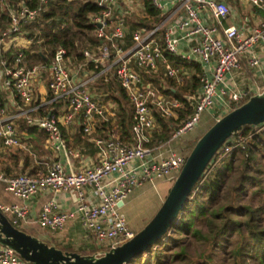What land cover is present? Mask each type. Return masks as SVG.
Returning a JSON list of instances; mask_svg holds the SVG:
<instances>
[{"label":"built area","instance_id":"built-area-1","mask_svg":"<svg viewBox=\"0 0 264 264\" xmlns=\"http://www.w3.org/2000/svg\"><path fill=\"white\" fill-rule=\"evenodd\" d=\"M123 1L126 0H96L100 10L91 15L90 21L98 41L95 47H85L84 60L79 66L92 63L94 67L100 66L98 71H93L87 78L74 79L73 70L81 67L70 68L66 49L62 46L56 48L47 65L50 72L48 89L51 93L47 101L65 100L68 107L62 116L63 121L70 123L80 114L82 130L91 135L95 119L107 121L114 112L92 95L89 83L113 71L132 106L130 139H122L116 134L92 136L100 159L96 164L80 169L67 170L59 160H52L43 174H6L0 169V182L5 189L22 199L21 202H0V210L10 215L12 224L19 227L26 220L28 200L36 192L49 189L56 193L72 189L77 196L74 209H59L58 200L52 196L42 205L36 220L41 226L60 229L68 218L79 215L83 228L94 237L99 250L120 244L136 232L129 226L119 202H123L133 188L145 181L176 175L187 156L175 150L162 154L152 144L154 109L166 116H173L182 103L176 96L164 95L150 82H145L138 68L152 73L160 62L166 75L178 76V66L171 62L169 54H178L207 65L210 75L205 72L200 74V91L193 97V109L173 132L171 138H175L193 128L201 112L212 106L216 97L225 92L226 73L240 68L245 55L250 66L259 65L254 46L261 44L264 47V19L246 34L234 23L225 26L223 20L230 13L225 0H177L180 10L171 24L165 25L160 21L150 27L139 25L131 31V44L123 47L126 40L125 16L116 12ZM239 1L264 10V0ZM48 2L38 0L37 6L30 8L24 2H18L13 7L0 0V10L8 14V21L0 23V87L9 90L8 99L19 109L10 112L9 105L0 99V140L9 151L24 146L16 129L18 117L29 125L42 128L50 147L59 149L65 145L58 116L54 113H35L45 103L34 102V81L45 64H27L22 50H16L12 59L6 54L19 44L20 36L26 37L22 27L36 21ZM152 2L159 10L165 6L162 0ZM205 18L208 20L205 21ZM177 29L179 34L176 33ZM181 38L187 41L188 46L183 53L178 48ZM250 95L248 90H231L230 108ZM245 138L239 133L232 140L233 143H227L217 150L218 158ZM0 262L32 264L13 248L1 243Z\"/></svg>","mask_w":264,"mask_h":264},{"label":"trees","instance_id":"trees-1","mask_svg":"<svg viewBox=\"0 0 264 264\" xmlns=\"http://www.w3.org/2000/svg\"><path fill=\"white\" fill-rule=\"evenodd\" d=\"M4 2L13 7L18 2H24L30 8L38 4V0ZM143 6L148 18L140 17L127 29V46L132 42L131 31L136 24L150 27L162 18L152 0H143ZM99 10L96 0H49L37 20L22 27L24 34L33 43L32 50L21 47L27 63L49 64L58 46L64 47L67 55L82 60L85 47L98 41L90 19ZM7 21V12L0 10V23ZM19 49L13 47L6 54L12 59ZM169 57L173 61L195 67L196 74H193L190 87V93L195 94L199 82L197 72H200L198 63L174 54H169ZM95 68V71L99 70V67ZM102 77H99L101 82ZM168 81L172 83L170 78ZM108 86L106 90H110ZM115 86L119 97L127 105L121 106L120 137H129L131 106L127 103L124 89L118 83ZM158 88L170 91L159 84ZM110 95L120 101L111 91ZM48 97H51V93ZM56 105V100L49 102L51 107ZM190 110L189 105H186L185 109L179 110L178 118L174 119L154 109L160 129L154 133L152 143L166 140ZM176 122L179 123L176 125ZM239 133L246 138L220 159L218 151L214 154L178 219L163 238L126 264H264V122L244 125L240 131L229 136L219 150L225 144L233 143L232 140Z\"/></svg>","mask_w":264,"mask_h":264},{"label":"crops","instance_id":"crops-1","mask_svg":"<svg viewBox=\"0 0 264 264\" xmlns=\"http://www.w3.org/2000/svg\"><path fill=\"white\" fill-rule=\"evenodd\" d=\"M165 4L164 8L160 10V14L162 16L161 20L163 24L169 25L173 22V18L177 15L179 8V2L177 0H162ZM230 8L229 15L223 20V25H228L231 23L236 24L241 32L246 34L249 32L257 23L264 19V10L259 6H254L249 3L240 2L239 0H225ZM142 4V5H141ZM136 6H138L136 8ZM117 13L124 14L125 22H126V32L127 29L130 28L132 24H134L140 17H147L148 14L144 10L143 0H130L123 1L119 4L116 9ZM139 16H136L138 15ZM208 19L205 18V21ZM159 21V22H160ZM158 22V23H159ZM140 24H136V27ZM134 27V28H136ZM221 31V30H220ZM176 33L179 34V30H176ZM19 44L16 46L22 50L21 47L31 49L32 48V40L25 37H19ZM126 44V43H125ZM92 47H95V42L92 44H88ZM127 46V45H123ZM179 52L183 53L187 51V41L183 38L180 39L178 44ZM32 50V49H31ZM41 51V50H40ZM254 51H256L260 63L257 66H250L248 62V56L245 55L241 61V67L231 70L226 73V82L224 84V93H220L212 106L203 110L200 114V119L198 123L187 132L183 133L180 136L175 138H171L173 132L166 140H160L158 142H154L152 144L156 145L159 150L162 151V154L168 153V150H175L178 152H183L184 147L182 149L177 148L176 142L180 141V137L185 139H190L192 141L198 135H201L202 132L206 130L210 126L211 123L214 122L219 116H221L226 111L230 110L231 100L229 98L230 92L233 89L239 90H248L251 94L261 90L264 88V47L261 44H257L254 46ZM24 53V52H23ZM180 58V55L174 54ZM26 54H24L25 60ZM69 56V55H68ZM169 56V55H168ZM84 57V55H83ZM185 60L189 62H196L200 67V72L197 74L200 76L201 73L205 72L210 75L207 65L202 63L201 61H196L194 59ZM82 60L77 59L76 57L69 56L68 66L71 67H81L79 69L73 70V77L76 80H80L83 78H87L91 75V73L95 72V67L93 64L88 63L86 66H79ZM171 60V58H170ZM25 62H27L25 60ZM171 62L178 66L179 73L178 76H168L165 74L164 66L159 62L157 69L152 73H147L141 68H138L142 78L145 82H150L158 92L164 95H173L180 99L181 105L178 106L172 117L177 119L180 112L179 110L185 109L186 105H189L190 112L193 109V97L196 95L198 91H200V83L198 82L196 93H190V87L193 82V74H196L195 67L193 65H184L180 62H176L171 60ZM38 63V62H37ZM35 64V63H32ZM48 64H45V67L40 68V72L35 78L34 88H35V103L45 102L43 103L39 109L35 111V113L39 115H46L50 113H54L58 116L59 119V127L61 131L62 138L64 139L65 145L60 147L59 149H54L50 147L46 142V132L35 125H29L22 117H18L16 119V129L21 140L24 142V146H19L17 148H13L12 150H6L0 140V169L6 174H16L20 172H25L29 174H43L47 171L48 164L52 160H59L65 169L74 170L80 169L86 166H91L96 164L100 159V154L98 151L95 142L91 139L92 136H105L108 134H116L120 137L119 132V120L121 118L122 105L124 106V101L119 97V92L115 86L116 83L119 84L116 76L113 71H108L103 77L102 82L99 80L98 76L93 81L89 83V90L92 95H94L97 99L101 100L107 107V109L112 110L114 112L113 115L107 121H100L95 119L93 131L90 133L91 135H87L81 127V119L82 116L78 114L70 123H65L62 119L63 114L67 110V102L65 100H56V106H49V102L47 101L50 97V91L48 89V80L50 78V72L47 67ZM100 68V66H99ZM163 77H168L172 80V83L168 85H161L163 89H170V91H161L158 88V83H156L155 79ZM97 85V86H96ZM106 85H109L110 90H106ZM99 89H97V88ZM110 91L120 98H113L110 95ZM180 94L181 96L177 95ZM9 90L0 87V99L1 101L7 103L9 105L10 112H16L19 110L16 105L12 104L8 99ZM181 97L186 98L187 101L182 100ZM105 100V101H103ZM128 105L131 106V103L128 99ZM131 114V122L132 123V106L130 107ZM190 113H187L186 117ZM155 116V114H154ZM21 118V120L19 119ZM184 120V118H183ZM181 120V122L183 121ZM18 122V123H17ZM180 124V123H179ZM199 125V126H198ZM18 126V127H17ZM206 126V127H205ZM29 127L33 129L28 130ZM131 124H129L130 136H123L122 139H130L131 137ZM160 129V123L157 121L155 116V126L152 130V139L154 133ZM80 130L83 132L81 133ZM195 131V132H194ZM196 133V134H194ZM189 134H193V137H188ZM121 138V137H120ZM181 148V147H180ZM175 174H170L164 177L155 178L152 181H145L141 185L136 186L129 193L128 197L120 204V209L123 212L129 226L133 228L135 231L140 229L144 224H142L139 228L136 227L137 220L142 217V205L146 203L145 199L149 200L150 195L155 193L154 191L159 188V193L162 189L167 188V191L172 184ZM159 195V200L162 201V196ZM166 195V194H165ZM54 196L59 203V209L68 210L74 209L77 203L76 193L69 189L63 192H56L49 189H42L36 192L34 195L30 197L28 200L29 209L26 215V220L21 223L19 226L23 230L34 234L49 243H53L62 248H68V250H74L76 248L77 251L82 253H90L96 250H99L96 244L94 237L88 233L82 226L81 219L79 215H75L71 218H68L64 224V226L60 229H52L49 227L41 226L36 218L39 214V211L42 205L50 198ZM22 199L10 191L6 190L4 184L0 182V202L12 203V202H21ZM161 203V202H160ZM139 206V210L138 209ZM159 207V206H158ZM157 207V208H158ZM156 208V209H157ZM143 209V210H142ZM155 209V211H156ZM154 211V212H155ZM131 213V216L127 214ZM8 218H10L9 214H6ZM132 218H135V224H132ZM10 220V219H9ZM141 220V219H140ZM133 221V223H134ZM76 247V248H75ZM0 264H6L1 263Z\"/></svg>","mask_w":264,"mask_h":264},{"label":"water","instance_id":"water-1","mask_svg":"<svg viewBox=\"0 0 264 264\" xmlns=\"http://www.w3.org/2000/svg\"><path fill=\"white\" fill-rule=\"evenodd\" d=\"M264 122V88L223 113L196 139L159 207L129 239L108 249L66 250L11 223L0 210V243L32 264H126L163 238L178 219L196 182L226 139L244 125ZM120 204L122 202H119Z\"/></svg>","mask_w":264,"mask_h":264},{"label":"rangeland","instance_id":"rangeland-1","mask_svg":"<svg viewBox=\"0 0 264 264\" xmlns=\"http://www.w3.org/2000/svg\"><path fill=\"white\" fill-rule=\"evenodd\" d=\"M138 6H136V8H137ZM136 16H139V14L138 15H136ZM27 63V62H26ZM28 64V63H27ZM156 83H158L159 85L160 84H162V85H168L169 84V81H168V77H163V78H160L159 77V79H158V81L156 82ZM97 86V85H96ZM97 88V87H96ZM97 89H99V88H97ZM103 101H105V100H103ZM124 105H126V102H124ZM127 106V105H126ZM20 120H21V118H19ZM18 123V122H17ZM179 122H176L175 124L177 125ZM181 124V123H180ZM179 124V125H180ZM212 124V123H211ZM210 124V125H211ZM17 125V124H16ZM199 126V125H198ZM18 127V126H17ZM206 127V126H205ZM207 129V128H206ZM176 130V129H175ZM174 130V131H175ZM195 132V131H194ZM194 134H196V133H194ZM199 136V135H198ZM188 137H193V134L191 135V134H189V136ZM195 137V139H193L192 141H190V139H185V138H182V137H180L181 139H180V141H177L176 142V145L175 146H177V148H179V149H182L183 147H184V151H185V153L187 154L189 151H190V149H191V147L193 146V144H194V142L196 141V135L194 136ZM193 137V138H194ZM181 147V148H180ZM155 193H153L152 195H150V198H149V200H147V198L145 199L146 201V203H144L143 205H142V208L144 209H142L143 211H142V217H140L138 220H137V224H136V227H140L142 224H144V223H146L148 220H149V218L155 213L154 211H155V209L160 205V202H162L161 200H159V195L158 194H160L161 196H162V200H163V198H164V196H165V194L167 193V188H164V189H162V191H160V193H159V188L158 189H156L155 191H154ZM137 210H139V206H138V209ZM157 210V209H156ZM139 212H140V210H139ZM128 216H130V217H132L131 216V213H129V214H127ZM133 220H132V224L134 225L135 224V218H132ZM141 219V220H140ZM135 220V221H134ZM133 221H134V223H133ZM76 248V247H75ZM77 249L78 248H76V249H74V251H77ZM67 250V249H66ZM80 252V251H79Z\"/></svg>","mask_w":264,"mask_h":264}]
</instances>
